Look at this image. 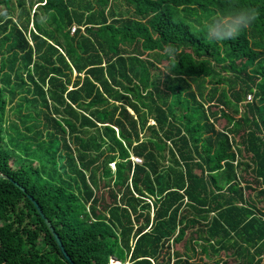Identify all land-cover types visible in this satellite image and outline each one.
<instances>
[{
	"label": "trees",
	"instance_id": "trees-1",
	"mask_svg": "<svg viewBox=\"0 0 264 264\" xmlns=\"http://www.w3.org/2000/svg\"><path fill=\"white\" fill-rule=\"evenodd\" d=\"M30 196L76 264H264V0H0V264H71Z\"/></svg>",
	"mask_w": 264,
	"mask_h": 264
},
{
	"label": "clouds",
	"instance_id": "clouds-1",
	"mask_svg": "<svg viewBox=\"0 0 264 264\" xmlns=\"http://www.w3.org/2000/svg\"><path fill=\"white\" fill-rule=\"evenodd\" d=\"M257 15L255 8L247 6L216 13L202 22V31L210 41L230 40L248 29L256 21ZM163 53L167 58L173 59L178 55L179 49L169 44L164 47Z\"/></svg>",
	"mask_w": 264,
	"mask_h": 264
},
{
	"label": "water",
	"instance_id": "water-1",
	"mask_svg": "<svg viewBox=\"0 0 264 264\" xmlns=\"http://www.w3.org/2000/svg\"><path fill=\"white\" fill-rule=\"evenodd\" d=\"M23 190H25L24 188H22ZM30 199L32 200V202L34 203V205L36 206L37 208V211L39 212V214L42 216V218L45 220V223L47 224L50 232L52 233L56 243H57V246L60 250V252L62 253L63 257L69 261L71 264H76L71 256L69 255V253L67 252V250L65 249V246L63 244V241L59 235V233L55 230V227L53 226L52 222L50 221L49 218L46 217V215L43 213V210L41 209V207L39 206V204L34 200V198L32 196H30Z\"/></svg>",
	"mask_w": 264,
	"mask_h": 264
},
{
	"label": "rangeland",
	"instance_id": "rangeland-1",
	"mask_svg": "<svg viewBox=\"0 0 264 264\" xmlns=\"http://www.w3.org/2000/svg\"><path fill=\"white\" fill-rule=\"evenodd\" d=\"M9 118H10L11 122H13V121L16 122L15 117H14V115L12 113L9 114ZM219 256L220 257L221 256H224V253L223 252L222 253H219ZM216 258H217L216 256L215 257H212V259H216ZM110 264H122V263H121V261H117L116 258L111 257L110 258Z\"/></svg>",
	"mask_w": 264,
	"mask_h": 264
},
{
	"label": "built area",
	"instance_id": "built-area-1",
	"mask_svg": "<svg viewBox=\"0 0 264 264\" xmlns=\"http://www.w3.org/2000/svg\"><path fill=\"white\" fill-rule=\"evenodd\" d=\"M253 98H254V95H253V94H248V96H247V100H246V101H252ZM133 159H134V161H136V162H141V160L138 159V158H136V157H133Z\"/></svg>",
	"mask_w": 264,
	"mask_h": 264
},
{
	"label": "crops",
	"instance_id": "crops-1",
	"mask_svg": "<svg viewBox=\"0 0 264 264\" xmlns=\"http://www.w3.org/2000/svg\"><path fill=\"white\" fill-rule=\"evenodd\" d=\"M117 260V259H116ZM117 261H119V260H117Z\"/></svg>",
	"mask_w": 264,
	"mask_h": 264
}]
</instances>
